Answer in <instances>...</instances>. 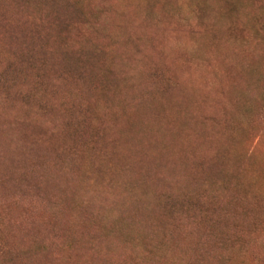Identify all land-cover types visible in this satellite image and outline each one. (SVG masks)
Returning <instances> with one entry per match:
<instances>
[{"label": "rangeland", "instance_id": "rangeland-1", "mask_svg": "<svg viewBox=\"0 0 264 264\" xmlns=\"http://www.w3.org/2000/svg\"><path fill=\"white\" fill-rule=\"evenodd\" d=\"M0 264H264V0H0Z\"/></svg>", "mask_w": 264, "mask_h": 264}]
</instances>
